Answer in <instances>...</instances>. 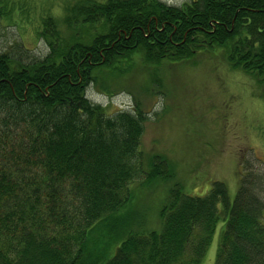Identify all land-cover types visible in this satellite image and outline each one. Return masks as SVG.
<instances>
[{
	"label": "trees",
	"instance_id": "trees-1",
	"mask_svg": "<svg viewBox=\"0 0 264 264\" xmlns=\"http://www.w3.org/2000/svg\"><path fill=\"white\" fill-rule=\"evenodd\" d=\"M65 11L70 45L45 15L46 57L0 53V264H204L220 225L214 264H264L263 179L245 173L234 198L220 181L190 195L165 156L141 150L143 107L109 114L86 94L135 54L155 65L221 49L264 82V0H70ZM138 182L172 186L141 209Z\"/></svg>",
	"mask_w": 264,
	"mask_h": 264
},
{
	"label": "rangeland",
	"instance_id": "rangeland-1",
	"mask_svg": "<svg viewBox=\"0 0 264 264\" xmlns=\"http://www.w3.org/2000/svg\"><path fill=\"white\" fill-rule=\"evenodd\" d=\"M67 1L70 0H0V10L5 13L0 16V53L10 52L18 57L21 53L23 60L29 62L46 57L49 45L38 38L41 17L52 16L55 29L65 36ZM160 1L179 7L187 0ZM79 30L82 37L89 33L82 27ZM67 37L64 39L70 45ZM132 59L104 67L102 83L90 85L86 94L109 114L144 108L141 150L147 158L155 154L165 156L174 167L177 181L185 182V191L190 195L204 196L213 182L220 181L228 185L234 198L245 173L264 181L261 78L234 69L221 49L155 65L144 63L136 54ZM102 84L110 91L102 89ZM142 184L136 183L137 205L152 210L164 203L172 186L161 182L141 189ZM151 219L156 221L153 212ZM221 227L204 264L215 262Z\"/></svg>",
	"mask_w": 264,
	"mask_h": 264
}]
</instances>
